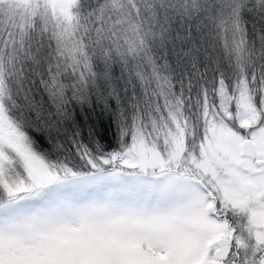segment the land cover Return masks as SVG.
I'll return each instance as SVG.
<instances>
[{
  "label": "snow or ice",
  "instance_id": "snow-or-ice-1",
  "mask_svg": "<svg viewBox=\"0 0 264 264\" xmlns=\"http://www.w3.org/2000/svg\"><path fill=\"white\" fill-rule=\"evenodd\" d=\"M0 264H264V0H0Z\"/></svg>",
  "mask_w": 264,
  "mask_h": 264
},
{
  "label": "trees",
  "instance_id": "trees-1",
  "mask_svg": "<svg viewBox=\"0 0 264 264\" xmlns=\"http://www.w3.org/2000/svg\"><path fill=\"white\" fill-rule=\"evenodd\" d=\"M95 115L93 116V119H95ZM103 128L104 130L106 131V135H107V139L111 140L112 139V131H108V123H107V119L105 118L104 121H103ZM114 130V129H113Z\"/></svg>",
  "mask_w": 264,
  "mask_h": 264
}]
</instances>
